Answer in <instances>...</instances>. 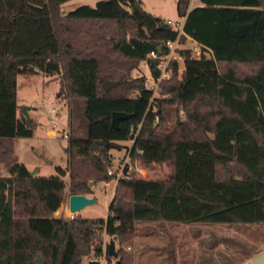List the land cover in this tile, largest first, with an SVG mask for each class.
Instances as JSON below:
<instances>
[{"label": "trees", "instance_id": "16d2710c", "mask_svg": "<svg viewBox=\"0 0 264 264\" xmlns=\"http://www.w3.org/2000/svg\"><path fill=\"white\" fill-rule=\"evenodd\" d=\"M63 1L0 0V264H80L100 254L101 232L116 237L114 264H133L139 221L264 223V0H177L179 42L189 36L210 55L176 47L180 75L170 58L151 99L145 77L103 62L123 57L129 70L144 60L157 77L177 30L138 0L61 12ZM34 73L56 75L67 99L66 165L49 175L30 174L14 152L36 127L17 113L16 76ZM176 104L184 118L169 122ZM113 110L130 115L114 127ZM128 139L131 162L166 163L168 175L122 173L105 217L53 216L65 187L91 193L90 180L114 177L110 149Z\"/></svg>", "mask_w": 264, "mask_h": 264}, {"label": "rangeland", "instance_id": "374dc122", "mask_svg": "<svg viewBox=\"0 0 264 264\" xmlns=\"http://www.w3.org/2000/svg\"><path fill=\"white\" fill-rule=\"evenodd\" d=\"M98 0H66L60 4V11L67 12L68 10L75 8L81 4H88L93 6ZM146 11H149L153 15L160 16L161 18L169 21L173 24L175 20H179V15L176 10L177 0H138ZM192 41L189 38L184 39V41L178 44V47H190ZM210 55V53H209ZM176 59L178 61L177 75L183 67L182 57L175 53ZM118 57V56H117ZM107 63L111 66L117 67L118 71H127L128 79L132 77H145V84L147 86L152 85L151 74L146 61H139L134 67L128 70L131 62L123 57L111 58L107 62H103V66L107 69ZM240 72L247 69L244 66L237 67ZM107 79V77H104ZM117 79V78H113ZM17 87H16V102L17 113L20 114L19 109L22 105H27V109L30 116L37 119L38 122L45 125V127H51V118L56 117L57 123L53 129L58 133L60 130H67L69 132L68 126V109H67V99L60 90L59 79L56 75H45L42 73L34 74H17L16 76ZM121 90V89H120ZM113 92L119 90H112ZM155 96H160L158 87L157 91L154 93ZM54 108V111L52 110ZM176 111L178 112L179 120L184 118L183 110L180 105L176 104L174 106V111L168 114V120H176ZM41 131V137H39V145L34 150L28 148L27 145H20L19 142H15V150L17 156L21 162L34 161L38 164L39 169L34 174L39 175H49L54 174V166L60 164L64 167L66 165V152L64 146L66 147L67 137L63 135L54 138H49L44 135V127L40 128L37 126L35 132ZM26 137L17 138L18 140H24ZM29 138V137H28ZM25 141H28L26 138ZM132 140H119L118 147L110 149L111 154V166L108 168L114 177L108 181H97L93 180L91 184V193H85L87 195L95 194L97 196V202L84 206L78 212H72L73 216H85V217H105L107 214L108 204L111 200L112 194L114 192L113 184L115 185V172L122 170L124 172L134 171L137 176L155 178V177H165L169 173V165L166 163H152L150 166L143 165L139 160L135 162L130 161L129 157V147ZM50 156V157H49ZM47 158H51L49 162ZM34 166H31L32 169ZM107 169V170H108ZM0 174H7V169L3 166L0 161ZM65 181H68L67 173L64 176ZM68 188L65 187L63 192V197L60 205L52 212L53 216L70 218L69 209L67 206ZM164 222V221H162ZM189 231L192 235V240H186L185 237L187 230H177L175 233L173 230L169 231L168 223L148 222L140 223L135 226L134 235H136V240L134 241L132 248L133 253V264H183L182 260L186 261L185 264H232L231 258L225 252L221 253H210L206 249L208 245L207 238L201 233L205 231L200 229L201 225L210 226H220L226 225L227 222H210L208 224L204 222H188ZM241 234H235L233 238L229 239L226 236L229 234L228 230L222 231L223 242L227 249H239L241 252L244 250L251 252L260 248L262 244V239H264V224H253L250 226H241ZM138 235V236H137ZM247 237H254L255 242H248ZM203 236V237H202ZM102 243L108 242L110 235L101 232ZM210 237H215L212 234ZM134 238V236H133ZM179 240L180 245L177 241ZM177 245V246H176ZM129 249V246H125ZM181 248L180 254H176L174 257V252ZM117 248V240H115V249ZM245 251L243 253H245ZM89 255H84L81 257V261H86ZM240 255L239 259L242 258ZM178 259V260H177Z\"/></svg>", "mask_w": 264, "mask_h": 264}, {"label": "crops", "instance_id": "0c3cea01", "mask_svg": "<svg viewBox=\"0 0 264 264\" xmlns=\"http://www.w3.org/2000/svg\"><path fill=\"white\" fill-rule=\"evenodd\" d=\"M30 117H32L36 120V127L37 126H39L40 128L44 127V135L46 137L54 138L57 136H61L58 133H56V131L53 129L54 126L45 127V125H42V123L38 122L35 117H33V116H30ZM39 137H41V131L35 132V129H34L32 136H30L29 138L26 137L28 139V141H25L26 138L24 140H21V141L20 140L17 141V138H20V137L15 138L14 139V152L16 153L15 142H19L20 145L25 144L31 150H34L38 146H41V145H39V141H38ZM64 150H65V146H64ZM47 159L49 162L51 161V158H47ZM18 160H19V158H18ZM19 161H21V160H19ZM23 163L26 165V167L28 169H30L31 166H34L33 168L39 169V167H38L39 165L36 164V162H34V161H28L26 163L25 162H23ZM58 165H60V164H58ZM55 166H54V168H55ZM113 188H114V184H113ZM68 195H69V192H68ZM148 222H151V221H139L136 223V226H137V224H140V223L146 224ZM152 222H157V221H152ZM159 223L170 224L168 227V230L169 231L173 230L175 233L177 232V230H184V232L187 230V232H186L187 236L185 237V239L187 238L186 240H188V241L193 239L190 231L188 230L189 226H192V224H190V223L188 224L185 222H177V221H164V222L159 221ZM227 223L228 224H226V225H220V226H210V225L204 226V225L198 224L200 226V229L205 231V233L202 232L201 234L203 236H205V238H207L206 240L208 242V245L206 246V249L209 250L210 253H212V252H215V253L225 252L228 255V257L231 258V262H233L232 264H264V239H262V244H261L259 249L253 250L251 252H248V251L246 252L244 250L245 253H243L244 251L241 252V250H239V249H235V250H233L232 248L227 249V246H225V244L223 242V238H225V237H223V233H222V231L228 230L229 234L226 237L231 239V238H233V236H235V234H238V235L241 234V232H240L241 226H250L253 224H261V223H240V222H227ZM206 224H208V223H206ZM212 234H215V237H210V236H212ZM242 236H243V238H246L248 242H252V243L255 242L254 237H247L245 235H242ZM136 238H137L136 235H134L133 244H134V241L136 240ZM177 243H178V245L181 244V242L179 243V240L177 241ZM180 252H181V248L179 247V249L174 252L173 256L175 257L176 254L179 255ZM240 255H242L241 256L242 258L239 259ZM185 262H186L185 260L184 261L182 260L183 264H185Z\"/></svg>", "mask_w": 264, "mask_h": 264}, {"label": "built area", "instance_id": "2783aa9c", "mask_svg": "<svg viewBox=\"0 0 264 264\" xmlns=\"http://www.w3.org/2000/svg\"><path fill=\"white\" fill-rule=\"evenodd\" d=\"M192 4H193V2L190 1L188 6H191ZM165 22L167 24H169L171 27L175 28L177 30V34H176L174 39L165 41V44H166V47L168 48V51L166 54H164L163 56H161L157 60L156 66L159 68L160 72H159V75L157 77L151 76V81L153 84L148 86L149 88H151L150 99L152 98V96H154V93L157 91V87H158V83H159L160 79L162 77H166L168 75V68L167 67H168V62H169L170 58H176L175 49H176V47H178V44H180V42L178 40V36L181 32H183L182 26H183V22H184V16H180L179 20H175L173 24L169 23V21H166V20H165ZM187 38H189L192 41V45L188 48H190L193 57H200L201 55L209 56L210 51L207 48L203 49L202 45L200 43L193 40L189 36ZM155 55L156 54H155L154 50H151L149 52V56L154 57ZM52 110L54 111V108H52ZM56 123H57V120H56V117L54 116L53 118H51V125L55 126ZM58 134L63 135L64 137H67L69 132L67 130H60V131H58ZM107 173H112V172L108 169ZM121 174H122L121 169L118 170L117 172H115V180ZM69 215H70V218L73 217L72 212ZM107 253H108L107 252V244L103 242L102 247H101V252L98 256L91 254V256L88 257L86 259V261H81L80 264H114V257L111 256V258L108 259Z\"/></svg>", "mask_w": 264, "mask_h": 264}, {"label": "water", "instance_id": "95a60500", "mask_svg": "<svg viewBox=\"0 0 264 264\" xmlns=\"http://www.w3.org/2000/svg\"><path fill=\"white\" fill-rule=\"evenodd\" d=\"M115 82L113 80L109 79H104L102 81V86L105 88H108L111 85H114ZM29 106L27 105H22L19 109V112L22 113L25 117H29V113L27 109ZM130 113H126L124 111H119V110H113L111 112V124L114 127H117V122L118 119L124 118L129 116ZM176 121L179 123V117H178V112L176 111ZM30 174H34L37 172V168H32L29 170ZM92 181H89V184H91ZM97 202V196L95 194L87 195L85 193H69L68 198H67V206L70 212H78L80 209H82L84 206L93 204ZM115 240L116 237L112 236L109 238L107 242V252L110 256L115 257L117 255L116 249H115ZM39 259V257H37Z\"/></svg>", "mask_w": 264, "mask_h": 264}, {"label": "bare ground", "instance_id": "6f19581e", "mask_svg": "<svg viewBox=\"0 0 264 264\" xmlns=\"http://www.w3.org/2000/svg\"><path fill=\"white\" fill-rule=\"evenodd\" d=\"M69 213H70V211H69Z\"/></svg>", "mask_w": 264, "mask_h": 264}]
</instances>
